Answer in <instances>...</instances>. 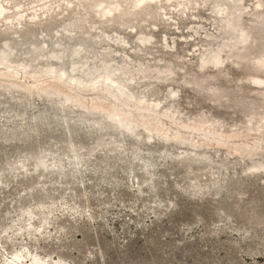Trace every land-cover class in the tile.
I'll return each instance as SVG.
<instances>
[{
    "label": "rangeland",
    "instance_id": "rangeland-1",
    "mask_svg": "<svg viewBox=\"0 0 264 264\" xmlns=\"http://www.w3.org/2000/svg\"><path fill=\"white\" fill-rule=\"evenodd\" d=\"M1 1L7 6L6 15L11 18L18 17L16 12L25 10L20 19L22 24H16V18L15 25L9 24L10 28L4 32L7 37L15 41L18 39L15 30H34L43 39L42 49L48 51L54 46L58 48H55L57 55L63 45L58 42L56 46L54 41L64 34L62 31L57 33L60 29L57 19L69 16L77 19L83 13L88 14V21L83 23L80 33L82 38L71 45L77 49L61 57L66 69L70 60L85 51L86 61L98 65L96 69L94 63L90 64L89 71L94 73L107 57L112 58L114 64L125 59L135 64L141 59L154 70L165 69L170 62L173 73L169 80H158L153 73L147 79L132 82L129 88L135 96L142 94L146 99L161 100L160 106L169 104V110L177 116V124L169 123L164 110L151 112L121 104L120 100L111 97L110 87L103 83L101 93L77 89L80 97L110 100L132 121L150 117L151 125L161 124L172 132L181 131L186 137L192 134L189 129L181 128L182 123L199 119L214 120L220 130L235 134L226 139L228 148L212 145L218 150L197 149L199 153L207 152L215 174L208 188L194 191L188 186L190 179L184 176V170L176 160L178 156L192 157L191 149L166 145L155 132L152 133L154 141L145 144L148 138L140 125L137 132L141 141L136 142L133 138L119 136L115 130L108 129L103 132L106 134L87 130L80 121V116H89L97 119L96 123L110 124V119L102 117L101 113L90 115L80 110L79 114L70 115L71 127H67L57 109L49 108L40 97L24 101L30 104L18 105L14 103L20 95L17 91L4 95L11 94L14 99L0 95V264L13 250L20 248L24 252L36 249L39 257L46 258V264H54L59 258L67 264H264V173L245 174L253 164L264 165V159L232 158L236 154L230 153L235 146L245 149L244 153L256 147L253 136L244 137L243 132L248 127H257L264 113V107H259L264 105V83L262 87H254L249 80L252 76L264 80V66L254 64V58L259 55L258 48L248 57L247 66H244V60L239 64L231 62L221 47L218 51L221 62L217 67L209 64L199 67L200 58L212 54L214 41L220 39L216 29L219 22L214 19L215 12L208 9L211 6L209 0L205 6L193 2L185 14L174 9L176 1L173 0H157L155 5L138 11H132L130 3L133 0H127L130 3L125 6L127 4L123 2L125 10L115 15L125 20L122 24L116 23L118 19L115 23L108 21L110 27L95 18L93 11L85 9L92 0L82 2L76 11L64 0H51L53 8L49 14L57 21L48 27L49 30L43 27L49 19L46 17L45 20L44 15L37 18L38 26L29 24L31 18L28 15L33 5L38 4L34 2L36 0ZM72 1V4L76 2ZM255 2L241 0L243 26L256 23L252 21L254 11H251ZM192 7L195 8L190 9ZM95 20H99L96 24L99 28L89 31L88 25H94ZM8 22L0 21V30H4ZM101 29L120 38L123 44L101 35ZM192 30L193 35L189 36ZM94 32L100 35L90 37ZM139 36H148L151 43L145 48L143 44L138 45ZM263 41L261 39L259 44ZM2 45L0 40V49ZM13 50L16 53L8 64L23 65L24 48L17 46ZM102 51L107 55H102ZM34 63L29 70L45 72L50 62L39 56ZM68 81L64 79L63 82ZM213 90L216 91L214 96ZM172 97L175 101L170 103ZM38 113L42 118L33 121L32 117ZM222 131L212 135L211 141L223 139ZM263 132L264 127L257 148L261 155L256 157L264 156ZM193 135L196 136L195 132ZM100 136L121 141L120 145L125 148L132 146L137 154L108 153L102 147H95L94 141ZM67 143L79 144L82 148L74 156L67 155L64 152ZM37 152L41 155L34 157ZM144 162L154 164L153 171L146 176L142 169ZM138 175L144 178L137 189L133 181L136 182ZM29 211L35 223L30 229H35L38 221L46 217L41 229L44 233L37 232L40 237L34 235L33 229L29 234L16 232L20 224L26 223L24 213ZM33 242L38 245L33 247ZM29 259L27 255L24 263Z\"/></svg>",
    "mask_w": 264,
    "mask_h": 264
},
{
    "label": "bare ground",
    "instance_id": "bare-ground-1",
    "mask_svg": "<svg viewBox=\"0 0 264 264\" xmlns=\"http://www.w3.org/2000/svg\"><path fill=\"white\" fill-rule=\"evenodd\" d=\"M50 1L51 0L34 1V2H38V4L36 3L35 5H33L32 7L33 10L28 15L31 18L29 24H31V26L32 25L38 26V23L40 22L39 20H37V18H40V16L42 15L45 16L44 18L45 20L49 18L48 20H46L47 24L45 23L43 26L45 28L48 27L51 28L52 24H54L55 21L59 20L60 29L57 30V33L62 31L64 32V34L57 36V38H55L54 41L56 42V46L59 45L58 42H60L61 45H63V47L61 48L62 51L58 53V55L55 51L58 48L55 47L56 48L55 49L54 46H52V48L49 49L48 51L42 49L41 45L43 39L40 38L38 36L39 35L38 32L34 30L31 29L15 30V32L18 35V39L15 41L7 37V34L4 32L8 30V28H10L9 24L13 25L14 20L16 19H17L16 24H22L20 22V19L24 17L25 10H20L16 12L15 16H18L15 17L16 19L11 18V16L6 15L7 6L3 3V1L0 0V21L2 20L9 21L7 25L5 24L6 26L4 30H0V40L3 43L0 49V95L4 96L7 95V93H9L10 91L13 90L17 91L20 94L18 97L19 99L22 97H26V99L23 101L17 98L16 100L17 102L14 103L18 105L30 104L31 102H24V101H28L31 97H40L41 99L46 101L45 103L49 108L57 109L59 115L61 116L62 122L67 127H71L68 121L70 115L75 113L79 114L78 111L80 110L81 112L85 111L90 115L101 113L100 115L102 117L110 119L109 120L111 121L109 122L110 124L103 125L104 122L101 123L99 121L97 122L98 123L97 124L96 123L97 119L90 118L89 116L88 117L80 116V121L84 124L85 127H87V130L95 129L97 131H101V134H106L103 132L107 131L108 129L115 130L119 136L121 137L126 136L133 138V140L136 142L141 141L140 137L138 136L139 132H137L138 131L137 126L140 125L143 128L142 131L145 130L146 137L148 138L147 139L148 141H146L145 144L152 143L154 141L153 138L155 137L152 133L155 132L159 134L158 138L162 139L163 143L166 145L176 144L177 146H179V148L191 149L194 152V155L192 157L178 156L176 158L177 163L179 166L183 168L184 176L190 179L188 186L191 189H193L194 191H201L208 188L212 184V181L214 180V178L212 177L215 173L213 172V168L211 166L207 152H205L204 154L199 153L197 149L202 148L203 150H206L213 148L215 150H218L212 145H215L216 147L221 146L220 148H222V146L227 147L226 139L235 133H229V132H225L224 130L223 131L220 130V127H217V123L214 120L200 121L199 119V121L193 120L190 123L187 122L188 124L182 123L183 125H181V128L183 130L189 129L192 134L186 137L183 135L181 131L172 132L170 131L169 127H164L161 124L153 123V125H151L149 121L150 117H142L138 121H132L129 118V116L124 115L122 112L118 111L115 105L112 102H110V100L107 101L104 98H95V97L90 99L80 97L76 92L77 89L82 90L84 92L98 93L101 91L100 86L101 83H103L110 87L109 93L110 95H112L111 97H113V99L120 100L121 104H126L129 106L133 105L137 108L139 107L146 108L151 112L164 110V112L168 114L169 123H173L175 125L177 124V122L175 121L177 119V116L175 117L174 111L169 110L170 109L169 104L160 106L161 100H157V99L150 100L149 98L146 99L145 95L142 94L140 96H135L133 95L131 89L129 88L131 87L130 84H132V82L137 81V79H147L151 77L153 73H154V77L157 78L158 80H162V81L169 80L170 75L173 73L170 62L169 64H166L164 66L165 69L154 70L149 65L141 61V59H137L135 61V64H132L127 59L121 60L118 64H114L113 63L114 60L112 58L110 59L107 57L106 59L103 60V63L101 65L102 69L101 67H99V70H96L98 65L95 62L88 63L86 61L87 51H85L82 54H78L76 58L70 60V64L66 69L65 66H62L61 57L77 49V48L74 49L75 47H71V45L77 42V40L82 38L80 36V33L83 30V23L87 20V18H89V16L88 14L83 13L77 19H74V17L69 16L68 18H61L56 20L55 18H53V16L49 14V11L53 8V5L50 3ZM64 1L66 2L67 5L73 7L72 8L73 11H76L79 10V7L82 5V2L84 1L90 2L91 0H76V2L73 4H72L73 2L72 0H64ZM156 1L157 0H144V2L141 4L140 0H133L131 3L128 2L127 0H123V1L122 0H92V2L88 3L85 9H88L89 11L90 10L93 11L95 13V18L98 17V19H101V21L107 23V27H110V25H108L109 24L108 21H110L111 23H115L118 19L116 23L122 24V21L125 20L115 16L117 14H120V12H123V10H125L123 2L127 4L125 6H128V3H130L131 4L130 9H132V11L133 10L138 11V10H143L147 6L155 5L154 2ZM173 1H176V4L173 5L174 9H177L182 14H185L186 10H188L189 8L188 5L195 2L196 4L199 5L204 4L205 6V3L208 0H173ZM209 1L211 6L208 9L211 10L213 13L215 12L216 16L213 17L214 19H218L217 22H219L217 24L216 29L217 31H219L218 37L220 39L219 40L216 39L214 41L213 45L215 46V48L213 49L214 52L212 54H204V56L200 58L202 62L200 63L199 67H203L205 66V64H209L212 67H217L221 62L220 52H218L221 47H224L223 50L226 52L225 56L231 62L239 64L240 61L244 60L245 61L244 66H247L248 57L251 54H253L255 48H258V50L256 51L259 53V55L254 58V64H257L259 66H264V41L259 44V41L261 39L264 40V9L257 8L255 6L256 3H260L262 2V0H256L255 4L251 8V11H254L253 13L254 19L252 21L256 23L248 26H243L241 24V19H240L241 14L244 12V9L240 5L241 0H209ZM138 4L140 5L139 7L137 6ZM194 8L195 7H192L190 9H194ZM142 20L145 19L142 18ZM93 22L94 25H91L92 23L88 25V30L93 28H96L97 30L99 28L96 27V24L99 22V20H95ZM151 24L154 26L156 25L154 22H152ZM50 28H48V30ZM131 29L135 30V28L133 27H131ZM44 31L45 30H43V32ZM100 31H101V35H104L107 39L110 40L115 39L116 41L123 44V41L114 34L108 33V31L106 32L105 30L102 29ZM192 32L193 30L190 32L189 36L193 35ZM134 34L137 35L138 32L135 30ZM99 35H100L99 32H94L93 34L90 35V37H95ZM53 37H55L54 34ZM150 43L151 40H149L148 36L138 37L137 40L138 45L143 44L142 46L145 48L146 45ZM14 46L16 47L20 46L24 48L25 57L21 60L23 65L8 64L11 62V56L15 55L16 53L13 50L16 49V47ZM43 48L45 49V46ZM69 48L70 50H68ZM79 49H81V46H79ZM101 53L102 55H107L106 52L102 51ZM8 54L10 58L7 59ZM39 56L46 58V61L50 62L49 67L45 70V72L42 71L38 72V70H29V68L35 66L34 61ZM96 58H97L96 60L99 59L98 55L96 56ZM173 60L175 59L173 58ZM92 63H94V66L96 68L94 70L96 71V73H94V71H89L91 70L90 64ZM181 69L184 70L183 67H181ZM84 73L87 75H82ZM187 74L188 72L184 70V75ZM64 79H67V81L69 79V81L67 83H64L63 82ZM249 80H250V84H252L254 87H262L264 83L263 78L258 76H252L249 78ZM189 82H191V80ZM214 91L215 90H213L212 93L213 96L216 95V91L215 92ZM172 92L173 91H171V94ZM4 97H6L7 99H14L11 94L10 96H4ZM210 99L213 100L212 97ZM172 101H175V98L172 97L170 99V103ZM78 106L79 108H76ZM259 107H264V105H261ZM260 117L261 118L257 123V127H252V126L248 127L243 132L244 137L249 135L253 136V140L257 142L255 144L256 146L255 149L246 148L248 150L244 153L245 149H242L239 146H235L230 151V153L236 154L235 156L233 155L232 158H242L243 156H245L248 159H255V158L264 159V156L256 157L261 155V153L258 151L257 148L260 144L258 141H260L261 139V130L264 127L263 126L264 113ZM41 118H42L41 113H38L32 117V120L38 121ZM115 125L118 126L120 125L119 127L121 128H117V126ZM220 131H222L221 136H223L224 138L222 137L223 139H220L219 137L214 142H212L211 140L214 139L212 135L218 134ZM193 132H195L196 136L193 135ZM160 135L162 136V138L160 137ZM243 141L245 142L246 140ZM120 142L121 141L118 142L112 137L103 139L100 136L95 139L94 146L102 147L108 153L109 152L112 153L113 151H116L127 154L132 153V155L137 154L136 148H133L132 146H127L125 148L124 145L123 146L120 145ZM81 148L82 146L79 144L67 143L64 145V152L67 155L74 156L77 153H79ZM105 150L103 151L105 152ZM40 155L41 152H37L34 157ZM193 165H195V167H192ZM153 167H154L153 163L144 162L142 166L143 175L146 176L147 173L152 172ZM250 167L251 168H249V172H245L246 175L255 176L264 173L263 164L257 163L251 165ZM144 176H139V175L135 176L136 182H134L135 181L134 179L133 184L136 183L137 189L140 186V184L143 182ZM65 177L66 174L64 173L63 179H65ZM39 190H41V188H39ZM33 199H35V197H33ZM168 206H170V204H168ZM24 215H25L24 219L26 223L20 224L19 227L16 229V232L25 231L29 234L33 229L30 228L33 227L35 223L33 224L32 222V216L30 214V211L28 213H24ZM88 217L91 216L89 215ZM45 222H46V217L41 218L38 221L36 227H34L35 228L33 229L34 231L32 230V232L36 237L39 235V233L40 234L44 233L43 230L41 229L44 227ZM37 245L38 244H36V242L32 243L33 247H36ZM70 246L73 245L71 244ZM27 255L30 257V259L26 260L24 263V260L27 257ZM2 264H46V258L39 257L38 254L36 253V249L35 250L33 249L32 251L26 250L24 252L23 249L20 248L19 250L18 249L13 250L10 254V257L5 258ZM54 264H67V263L63 258H59L57 260L55 259Z\"/></svg>",
    "mask_w": 264,
    "mask_h": 264
},
{
    "label": "snow or ice",
    "instance_id": "snow-or-ice-1",
    "mask_svg": "<svg viewBox=\"0 0 264 264\" xmlns=\"http://www.w3.org/2000/svg\"><path fill=\"white\" fill-rule=\"evenodd\" d=\"M144 2V0H140V3L142 4ZM138 7L140 6L139 4L137 5ZM257 8H261V9H264V0H262V2H260V3H256V5H255ZM133 31H135L134 29H133ZM172 95L174 96L175 95V93H172Z\"/></svg>",
    "mask_w": 264,
    "mask_h": 264
}]
</instances>
